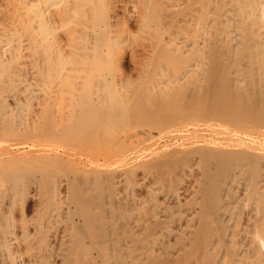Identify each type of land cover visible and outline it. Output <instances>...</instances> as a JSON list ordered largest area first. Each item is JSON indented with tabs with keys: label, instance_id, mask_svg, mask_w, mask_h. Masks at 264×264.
<instances>
[{
	"label": "bare ground",
	"instance_id": "obj_1",
	"mask_svg": "<svg viewBox=\"0 0 264 264\" xmlns=\"http://www.w3.org/2000/svg\"><path fill=\"white\" fill-rule=\"evenodd\" d=\"M126 2L0 0V264H264V0Z\"/></svg>",
	"mask_w": 264,
	"mask_h": 264
},
{
	"label": "rangeland",
	"instance_id": "obj_2",
	"mask_svg": "<svg viewBox=\"0 0 264 264\" xmlns=\"http://www.w3.org/2000/svg\"><path fill=\"white\" fill-rule=\"evenodd\" d=\"M125 1H127L125 4L129 7V9H130V7L132 6L131 5V2H132V0H125ZM131 1V2H130ZM129 2V3H128ZM118 4V8H117V10H118V13L120 14V12L122 11V6L121 5H124V2L122 3V2H120V3H117ZM123 12V11H122ZM122 12H121V14H122ZM135 30V31H134ZM133 31H134V33L136 32V33H139L138 31H137V29L136 28H134L133 27ZM140 34H145V33H142V32H140ZM140 34H139V36H140ZM147 36V34H145V37ZM142 37V36H141ZM139 38V39H142V38ZM144 37V38H145ZM143 40V39H142ZM127 62H125L124 63V67L126 68V74L127 75H129V76H132L131 78L132 79H136V73L133 71V66L130 64V57L129 56H127ZM126 65V66H125Z\"/></svg>",
	"mask_w": 264,
	"mask_h": 264
}]
</instances>
